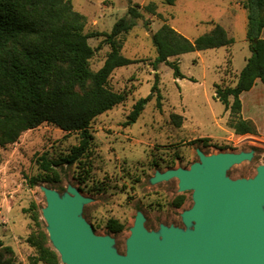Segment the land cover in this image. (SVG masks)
Returning a JSON list of instances; mask_svg holds the SVG:
<instances>
[{"label": "rangeland", "instance_id": "obj_1", "mask_svg": "<svg viewBox=\"0 0 264 264\" xmlns=\"http://www.w3.org/2000/svg\"><path fill=\"white\" fill-rule=\"evenodd\" d=\"M70 1L74 10L86 17L85 34H98L89 39L95 50L90 67L95 72L111 51L106 36L118 20L128 16L130 7L139 6L137 11L142 18L130 32L119 37L121 55L134 63L113 70L109 79L110 88L125 94L126 100L92 122L89 154L82 163L53 167L54 172L49 175L53 182H39L32 187L29 180L46 176L39 165L42 156L58 161L78 146L77 133L68 134L43 124L24 132L15 144L0 147V242L13 251L8 254L0 248V255L12 264H31L30 259L37 256L36 249L28 243L30 237L40 236L35 216L48 236L49 246L55 250L43 218L47 207L42 191L45 188L61 197L74 189L89 199L83 205L81 218L96 236L113 240V249L125 256L139 214L145 219L147 232L160 238L162 228L183 233L196 229L195 223L185 224L183 219L196 204L194 191L180 192L177 178L154 183L157 174L190 170L201 163L199 153L211 158L219 154H252L250 160L227 171L226 177L231 181L249 182L264 166V144L257 134L235 135L228 125L230 112L215 99L214 86L233 87L237 81L233 73H240L251 57L243 0H176L174 6L163 0ZM150 4L156 6L155 15L147 10ZM213 23L224 27L235 39L233 47L170 58L169 62L178 64L184 79H175L174 70L164 63L154 70L157 53L152 38L164 24L195 40L210 33ZM155 75L161 107L154 96L137 122L126 125L136 101L150 95ZM174 116H180L181 121ZM183 197L185 203L179 207ZM109 221L120 223L124 230L112 233ZM59 260L64 264L60 256Z\"/></svg>", "mask_w": 264, "mask_h": 264}, {"label": "trees", "instance_id": "obj_2", "mask_svg": "<svg viewBox=\"0 0 264 264\" xmlns=\"http://www.w3.org/2000/svg\"><path fill=\"white\" fill-rule=\"evenodd\" d=\"M174 6L176 0H163ZM247 13V33L251 57L237 77L233 87L214 86L215 99L226 112H230L228 125L237 136H255L257 131L251 122L241 118V95L249 92L259 80L264 84V0H243ZM130 7L128 16L118 20L107 35L111 51L104 65L95 71L90 61L95 50L89 39L98 34H85L86 17L74 10L70 0H0V147L15 144L27 131L43 124H51L61 131L80 136L78 146L58 161L42 156L39 160L45 177L29 180L33 187L39 182H53L49 176L53 167L73 166L82 163L89 154L93 136L91 124L99 116L113 110L126 100V95L115 92L109 79L117 68L134 62L121 55L119 37L136 27L142 16L137 8ZM155 15L156 6H147ZM162 18L161 15H158ZM157 57L152 65L155 71L160 64L174 70L175 79H184L177 63L170 58L194 52L231 48L235 39L227 30L213 23L212 31L195 40H189L168 24H164L152 38ZM156 96L161 107L158 75L146 98L136 101L126 125H133L146 106ZM181 121L180 116L173 117ZM198 141V140H197ZM207 142V140H199ZM81 181V185L85 184ZM38 218L34 221L39 237H30L28 243L35 248L37 256L31 264H61L59 255L49 246L48 236L42 231ZM109 231L121 233L124 226L109 221ZM1 251L13 254L10 247L0 242ZM0 264H12L0 255Z\"/></svg>", "mask_w": 264, "mask_h": 264}, {"label": "water", "instance_id": "obj_3", "mask_svg": "<svg viewBox=\"0 0 264 264\" xmlns=\"http://www.w3.org/2000/svg\"><path fill=\"white\" fill-rule=\"evenodd\" d=\"M190 170L157 174L154 183L179 180L180 192L194 191L193 210L183 215L195 231L162 228V238L147 232L139 214L127 242V254L113 249V240L98 237L81 218L89 202L74 190L61 197L43 189V218L49 239L64 264H264V166L249 182L231 181L227 171L252 154L205 157Z\"/></svg>", "mask_w": 264, "mask_h": 264}, {"label": "crops", "instance_id": "obj_4", "mask_svg": "<svg viewBox=\"0 0 264 264\" xmlns=\"http://www.w3.org/2000/svg\"><path fill=\"white\" fill-rule=\"evenodd\" d=\"M261 36L264 39V29ZM233 74L236 78L240 73ZM241 105V118L254 125L257 138L264 144V84L261 81L257 80L249 92L241 95Z\"/></svg>", "mask_w": 264, "mask_h": 264}, {"label": "flooded vegetation", "instance_id": "obj_5", "mask_svg": "<svg viewBox=\"0 0 264 264\" xmlns=\"http://www.w3.org/2000/svg\"><path fill=\"white\" fill-rule=\"evenodd\" d=\"M184 203H185V198L183 197V198H181V201H180V203H179V207L180 206H183L184 205ZM190 223H195V222H190ZM196 224V223H195Z\"/></svg>", "mask_w": 264, "mask_h": 264}]
</instances>
